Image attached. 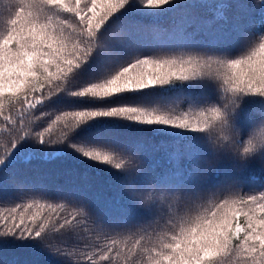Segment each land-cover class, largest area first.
<instances>
[{
  "label": "snow or ice",
  "instance_id": "6c2138e0",
  "mask_svg": "<svg viewBox=\"0 0 264 264\" xmlns=\"http://www.w3.org/2000/svg\"><path fill=\"white\" fill-rule=\"evenodd\" d=\"M165 16L170 31L146 44L141 21ZM246 104L260 117L249 125ZM160 151L170 167L141 171ZM40 155L119 181L142 218L119 198L118 219L95 213L87 174L54 190L25 179L0 198V248L54 264H264V181H198L211 155L264 165V0H0V193Z\"/></svg>",
  "mask_w": 264,
  "mask_h": 264
},
{
  "label": "trees",
  "instance_id": "16d2710c",
  "mask_svg": "<svg viewBox=\"0 0 264 264\" xmlns=\"http://www.w3.org/2000/svg\"><path fill=\"white\" fill-rule=\"evenodd\" d=\"M246 2L252 5L258 3L259 0H246ZM171 26L172 18L170 16L160 18L155 24H153L150 19H144L140 23L139 34L144 42L150 45L151 42L158 37L165 36L170 31ZM143 50L149 53L152 51L151 47H146ZM194 91H199V89H194ZM208 91L214 98L215 94L211 93V90ZM178 102L182 108H187L188 101L185 97L182 96ZM244 108L245 110L241 113L240 119L245 125L252 124L260 119L254 105L246 104ZM48 110L54 111L53 109ZM38 123L46 126V121H39ZM254 130H258V128ZM115 134L120 136L121 139L138 135L132 130H116ZM143 138L158 144L172 143L171 138L167 137L155 138L145 134ZM209 151H212L211 146H209ZM56 155L60 154L57 153ZM153 164L156 165L155 172L157 174L163 173L170 167L163 151L152 154L144 164L140 165V170H148ZM97 167L101 166L97 165ZM201 167L202 171L198 177V181L201 185L206 187L214 184L225 185L231 181L233 176H241L243 180V189L247 192L258 189L260 183L264 181V165H261L259 162L254 163L246 171L238 172L232 167L229 160L211 155L204 158ZM11 171L14 173L15 178L7 182V191L0 193V198L11 195L17 183L25 179L43 183L54 190L57 186L66 185L70 181L81 182L82 178L87 174V183L90 185L88 202L95 213L101 216H107L110 219H118L121 213L115 210H109L107 202H114L115 198H119L120 203L118 207L128 209L127 215L130 216L133 221L142 218L139 209L143 206L137 204L133 207L132 204L129 203L126 190L120 188L119 181L111 179L104 172L97 173L94 169H85L82 165L71 159V157L53 156L51 159H47L43 158V155H40L39 158L18 163ZM217 173H219L218 176ZM253 176L258 179L256 181L251 180ZM97 197H99V200ZM0 258L9 261L10 264L13 261L15 264H54V259L51 258L48 253L31 248H0Z\"/></svg>",
  "mask_w": 264,
  "mask_h": 264
}]
</instances>
